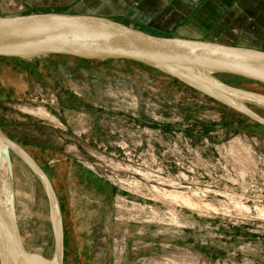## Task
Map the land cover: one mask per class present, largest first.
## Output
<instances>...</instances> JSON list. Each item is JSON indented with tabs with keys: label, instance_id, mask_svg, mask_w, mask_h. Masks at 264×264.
<instances>
[{
	"label": "rangeland",
	"instance_id": "rangeland-1",
	"mask_svg": "<svg viewBox=\"0 0 264 264\" xmlns=\"http://www.w3.org/2000/svg\"><path fill=\"white\" fill-rule=\"evenodd\" d=\"M45 11L0 0V17ZM214 79L264 98L260 84ZM0 129L53 188L62 264H264V125L204 90L125 61L0 59ZM9 158L22 246L51 261L47 193Z\"/></svg>",
	"mask_w": 264,
	"mask_h": 264
},
{
	"label": "water",
	"instance_id": "water-1",
	"mask_svg": "<svg viewBox=\"0 0 264 264\" xmlns=\"http://www.w3.org/2000/svg\"><path fill=\"white\" fill-rule=\"evenodd\" d=\"M48 57L138 64L202 89L222 106L264 125V118L242 105V102H253L264 108L263 97L224 87L214 79L215 76H228L264 86V51L207 41L154 37L94 16L42 13L0 17V59L32 61ZM238 95L249 96V99L235 101L233 97ZM11 151L38 176L47 193L52 217L57 223L58 245L51 261L29 254L22 246L13 211ZM0 172L6 178L11 200L8 206L0 188V264H62V234L58 229L59 211L53 188L44 173L1 129Z\"/></svg>",
	"mask_w": 264,
	"mask_h": 264
},
{
	"label": "crops",
	"instance_id": "crops-1",
	"mask_svg": "<svg viewBox=\"0 0 264 264\" xmlns=\"http://www.w3.org/2000/svg\"><path fill=\"white\" fill-rule=\"evenodd\" d=\"M46 13L94 16L159 38L264 51V0H24Z\"/></svg>",
	"mask_w": 264,
	"mask_h": 264
},
{
	"label": "bare ground",
	"instance_id": "bare-ground-1",
	"mask_svg": "<svg viewBox=\"0 0 264 264\" xmlns=\"http://www.w3.org/2000/svg\"><path fill=\"white\" fill-rule=\"evenodd\" d=\"M233 98L235 99V101H244V100L249 99V96H239L238 95V96H235ZM260 100H262V99H260ZM0 188L2 190L3 195L5 196V200L7 202V205L11 206L10 196H8V187H7V183H6V178L1 172H0Z\"/></svg>",
	"mask_w": 264,
	"mask_h": 264
},
{
	"label": "trees",
	"instance_id": "trees-1",
	"mask_svg": "<svg viewBox=\"0 0 264 264\" xmlns=\"http://www.w3.org/2000/svg\"><path fill=\"white\" fill-rule=\"evenodd\" d=\"M80 62H87V61H82V60H80ZM141 66V65H140ZM143 67V66H142ZM242 80V79H241Z\"/></svg>",
	"mask_w": 264,
	"mask_h": 264
}]
</instances>
